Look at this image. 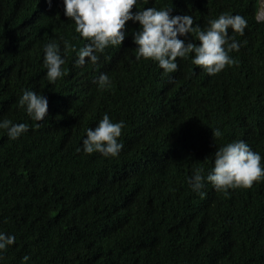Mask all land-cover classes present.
I'll return each mask as SVG.
<instances>
[{"label":"trees","instance_id":"trees-1","mask_svg":"<svg viewBox=\"0 0 264 264\" xmlns=\"http://www.w3.org/2000/svg\"><path fill=\"white\" fill-rule=\"evenodd\" d=\"M260 0H0V264H264Z\"/></svg>","mask_w":264,"mask_h":264},{"label":"rangeland","instance_id":"rangeland-1","mask_svg":"<svg viewBox=\"0 0 264 264\" xmlns=\"http://www.w3.org/2000/svg\"><path fill=\"white\" fill-rule=\"evenodd\" d=\"M258 17L260 19H264V0H262L261 8L259 9V12H258Z\"/></svg>","mask_w":264,"mask_h":264},{"label":"clouds","instance_id":"clouds-1","mask_svg":"<svg viewBox=\"0 0 264 264\" xmlns=\"http://www.w3.org/2000/svg\"><path fill=\"white\" fill-rule=\"evenodd\" d=\"M260 3H262V0H260ZM260 8H261V7H260ZM260 8H259V9H260ZM258 12H259V11H258ZM257 18L260 19V18L258 17V14H257Z\"/></svg>","mask_w":264,"mask_h":264}]
</instances>
